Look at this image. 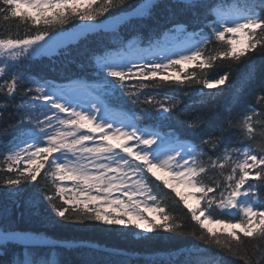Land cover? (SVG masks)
I'll return each instance as SVG.
<instances>
[{"label":"snow or ice","instance_id":"1","mask_svg":"<svg viewBox=\"0 0 264 264\" xmlns=\"http://www.w3.org/2000/svg\"><path fill=\"white\" fill-rule=\"evenodd\" d=\"M0 125V264H264V0H0Z\"/></svg>","mask_w":264,"mask_h":264},{"label":"trees","instance_id":"2","mask_svg":"<svg viewBox=\"0 0 264 264\" xmlns=\"http://www.w3.org/2000/svg\"><path fill=\"white\" fill-rule=\"evenodd\" d=\"M49 67L50 66L48 65L47 61H44L42 63L38 62L36 64H33L32 71L38 72L42 70L44 74L58 78L59 73L49 71L48 70ZM12 134L13 133L10 129L5 131L4 127L0 125V141L6 142L12 136ZM2 203H3V195L2 193H0V206H2ZM48 231L54 237L68 238V239L74 238L78 240H84L95 243L100 247H109V248L118 247L123 249H129L133 252H138L141 254H146L149 252H158L162 255L169 250L186 247L196 243L190 236L185 237L183 239H168L165 237L156 240L151 244H140V243H133L131 241L120 240L118 238L109 236L106 233L100 231H94L92 229L84 230V229L66 228L55 232H53L51 229H49ZM61 258L65 260H70L73 262V264H79V262L82 259H86L88 257L87 255H82L80 253H75V252H62ZM2 259L3 258H0V260Z\"/></svg>","mask_w":264,"mask_h":264},{"label":"rangeland","instance_id":"3","mask_svg":"<svg viewBox=\"0 0 264 264\" xmlns=\"http://www.w3.org/2000/svg\"><path fill=\"white\" fill-rule=\"evenodd\" d=\"M187 65H185V67H186ZM176 191H178V192H185L186 191V189H184V187L183 186H177V188H176ZM190 203H194L193 201H189Z\"/></svg>","mask_w":264,"mask_h":264}]
</instances>
